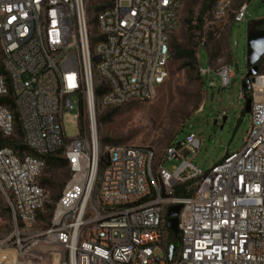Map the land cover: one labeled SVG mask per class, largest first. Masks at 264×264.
Instances as JSON below:
<instances>
[{
    "label": "built area",
    "instance_id": "obj_1",
    "mask_svg": "<svg viewBox=\"0 0 264 264\" xmlns=\"http://www.w3.org/2000/svg\"><path fill=\"white\" fill-rule=\"evenodd\" d=\"M235 1L215 0L211 16L227 18ZM181 8L182 0H0V222L7 215L13 226L0 238V264H18L36 238L62 249L60 264H264V74L247 92L244 146L207 172L188 156L202 146L194 133L174 139L159 162L149 147L106 146L100 167L99 113L155 97L170 75ZM247 9L240 4L232 23ZM216 72L224 86L235 76L231 64ZM72 110L79 132L68 137ZM60 151L70 178L49 225L34 232L48 203L42 175ZM166 160L181 162L170 173ZM177 204L180 246L170 260L167 214Z\"/></svg>",
    "mask_w": 264,
    "mask_h": 264
},
{
    "label": "rangeland",
    "instance_id": "obj_2",
    "mask_svg": "<svg viewBox=\"0 0 264 264\" xmlns=\"http://www.w3.org/2000/svg\"><path fill=\"white\" fill-rule=\"evenodd\" d=\"M244 2L248 3L245 20L232 23L234 11ZM212 3L213 0H182L180 24L171 38L170 75L153 99L101 110L98 132L107 159L106 146L131 145L152 148L159 162L174 139L185 140L189 133H194L202 140V146L195 156H188L196 167L207 172L227 153L242 149L252 121V113L245 111L242 97L247 72V36L264 28V24L256 23L264 19V0H236L223 20L211 16ZM188 49L197 53L200 67L207 70L204 77L189 69L185 59ZM228 64L233 66L235 76L224 86L216 71ZM259 67V73L264 74V55ZM76 113L72 110L65 115L63 126L68 137L79 132ZM21 138L17 127L13 139L21 143ZM180 162L166 160L163 165L173 173ZM69 178L67 166L47 162L42 185L48 192V203L31 230L41 232L47 228ZM12 233L13 226L6 215L0 222V238ZM172 244L180 246L177 238L172 239ZM62 256L59 246L36 238L25 245L18 264H53L55 258L60 260Z\"/></svg>",
    "mask_w": 264,
    "mask_h": 264
},
{
    "label": "water",
    "instance_id": "obj_3",
    "mask_svg": "<svg viewBox=\"0 0 264 264\" xmlns=\"http://www.w3.org/2000/svg\"><path fill=\"white\" fill-rule=\"evenodd\" d=\"M264 55V28L257 31L249 32L247 36V72L242 83V97L245 99V111L251 112L252 101L247 96V92L251 88V80L260 72L259 63ZM182 206L180 204L171 206L168 210L167 227L171 233L178 237V214ZM176 245L172 244L169 247V259L173 258L176 250Z\"/></svg>",
    "mask_w": 264,
    "mask_h": 264
},
{
    "label": "trees",
    "instance_id": "obj_4",
    "mask_svg": "<svg viewBox=\"0 0 264 264\" xmlns=\"http://www.w3.org/2000/svg\"><path fill=\"white\" fill-rule=\"evenodd\" d=\"M214 2H215V0H213L212 7H213ZM256 23L262 26L264 24V19H261V20H259ZM185 59H186V63L188 65L189 69L192 72H196L197 71L198 75L200 76V73H199L200 65H199V59L197 57V53L193 49H188V50L185 51ZM61 153H62V151L49 156L47 162H49L50 164L67 166V161L65 160V158L60 156ZM106 164H107V158L104 155V156H102V158L100 160L101 169H103L106 166ZM180 192H181L180 189H176L175 190V194H179ZM176 238L177 237L172 236V239L175 240Z\"/></svg>",
    "mask_w": 264,
    "mask_h": 264
},
{
    "label": "bare ground",
    "instance_id": "obj_5",
    "mask_svg": "<svg viewBox=\"0 0 264 264\" xmlns=\"http://www.w3.org/2000/svg\"><path fill=\"white\" fill-rule=\"evenodd\" d=\"M20 257H21V255H20ZM20 257H18V263L20 262ZM62 261H63L62 259L59 260L58 258H55L53 264H60V263H62Z\"/></svg>",
    "mask_w": 264,
    "mask_h": 264
}]
</instances>
